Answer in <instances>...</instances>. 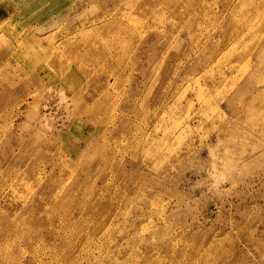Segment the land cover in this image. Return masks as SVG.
<instances>
[{
  "label": "rangeland",
  "instance_id": "374dc122",
  "mask_svg": "<svg viewBox=\"0 0 264 264\" xmlns=\"http://www.w3.org/2000/svg\"><path fill=\"white\" fill-rule=\"evenodd\" d=\"M0 264H264V0H0Z\"/></svg>",
  "mask_w": 264,
  "mask_h": 264
},
{
  "label": "bare ground",
  "instance_id": "6f19581e",
  "mask_svg": "<svg viewBox=\"0 0 264 264\" xmlns=\"http://www.w3.org/2000/svg\"><path fill=\"white\" fill-rule=\"evenodd\" d=\"M103 29V28H102ZM106 29V28H105ZM106 182V181H105ZM115 196V195H114ZM24 210V209H23Z\"/></svg>",
  "mask_w": 264,
  "mask_h": 264
}]
</instances>
